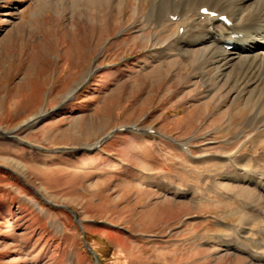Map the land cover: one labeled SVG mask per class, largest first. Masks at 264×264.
<instances>
[{
  "label": "rangeland",
  "instance_id": "374dc122",
  "mask_svg": "<svg viewBox=\"0 0 264 264\" xmlns=\"http://www.w3.org/2000/svg\"><path fill=\"white\" fill-rule=\"evenodd\" d=\"M152 3L0 0V131L34 119L0 134V264H259L223 243L238 199L206 187L236 134L255 146L250 108L155 56L187 22L138 34Z\"/></svg>",
  "mask_w": 264,
  "mask_h": 264
},
{
  "label": "bare ground",
  "instance_id": "6f19581e",
  "mask_svg": "<svg viewBox=\"0 0 264 264\" xmlns=\"http://www.w3.org/2000/svg\"><path fill=\"white\" fill-rule=\"evenodd\" d=\"M223 16L229 25L220 20ZM182 22H187L180 27L182 31L179 28L165 42L159 43L160 47L154 50L155 56L177 57L182 63L190 62L197 71L194 87L204 86L213 95L223 91L231 104L241 103L240 111L247 106L250 108L243 128L252 129L248 142L256 140L255 146L248 150L250 153L242 154L249 147L246 143L238 144L244 133L236 134L230 144L236 147L227 149L224 157L217 158L222 169L217 174L219 179L209 177L206 187L221 190L220 196L238 199L237 209L244 215L241 230L228 229L231 234L223 242L226 248L235 254L247 253L252 263L264 264V1L153 0L142 17L143 28L138 34L151 27L155 31L163 25L171 27ZM152 36L149 37L151 41L155 37ZM229 42L236 47L233 51L226 49ZM198 191L191 193L196 195ZM181 193L188 195L185 190ZM239 193L245 194L247 199L237 198ZM260 222L263 224L260 236L256 234V240L252 239L253 229ZM249 235V241L256 244L255 251L243 244Z\"/></svg>",
  "mask_w": 264,
  "mask_h": 264
},
{
  "label": "water",
  "instance_id": "95a60500",
  "mask_svg": "<svg viewBox=\"0 0 264 264\" xmlns=\"http://www.w3.org/2000/svg\"><path fill=\"white\" fill-rule=\"evenodd\" d=\"M69 98H70V96H67L66 98H65V100L57 107V108H55L54 110H52L51 112H54V111H57L65 102H67L68 100H69ZM31 126V121H29V122H27V123H24V124H22V125H20L19 127H17L16 129H14V130H12V131H10V132H8V133H5V132H3L2 134H3V136L4 137H6V138H8V139H14V140H17V138L13 135L14 133H16V132H18V131H20V130H22V129H25V128H28V127H30Z\"/></svg>",
  "mask_w": 264,
  "mask_h": 264
}]
</instances>
